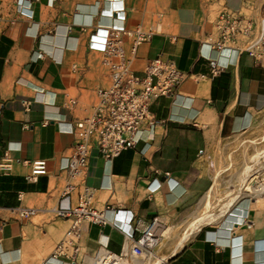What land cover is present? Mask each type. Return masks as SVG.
<instances>
[{"label": "crops", "instance_id": "obj_1", "mask_svg": "<svg viewBox=\"0 0 264 264\" xmlns=\"http://www.w3.org/2000/svg\"><path fill=\"white\" fill-rule=\"evenodd\" d=\"M25 6L29 14L18 11L16 0H0V264H75L53 255L70 225L56 209L79 202V189L63 193L72 128L94 111L97 89L111 83L90 37L112 26L153 30L135 53L133 37H125L135 70L162 56L186 78L173 95L153 102L156 123L142 127L135 146L106 158L92 144L85 174L92 204L110 207L116 224L83 222L77 264H91L102 245L130 249L156 216L165 229L151 264H264V178L256 174L264 170L256 159L264 153V58L203 45L216 33L221 9L258 18L264 0H25ZM206 56L226 66L214 72ZM33 160H45L48 171L29 180L26 161ZM18 206L35 213L20 218L12 211Z\"/></svg>", "mask_w": 264, "mask_h": 264}, {"label": "built area", "instance_id": "obj_2", "mask_svg": "<svg viewBox=\"0 0 264 264\" xmlns=\"http://www.w3.org/2000/svg\"><path fill=\"white\" fill-rule=\"evenodd\" d=\"M16 1L18 11L29 14L30 8L25 6V0ZM214 25L216 33L209 35L203 45L218 51L229 49L247 53L257 61L264 58V14L254 18L238 10L223 8L217 14ZM152 32L141 28L130 30L124 26H112L102 31L96 30L90 37L91 44L97 46L103 54V63L109 69L111 83L97 89L98 102L94 111L78 119L72 128L76 139L66 168L70 180L63 193L70 194L79 189V202L70 208L56 209L58 216L70 220V225L57 243L54 256L77 264L83 249V222L115 223L108 214L110 207L98 209L92 204L94 189L85 180L92 144L95 142L106 158L116 157L124 149L135 146L142 127L156 123L152 112L153 102L160 96L173 95L186 78L174 60L162 56L149 59L140 71L133 68V60L127 55L124 46L125 37H133L131 50L135 53L138 45L148 39ZM206 57L214 72L226 66L211 56ZM71 103L76 104V100ZM26 162L31 164L27 176L29 180H36L48 171L45 160ZM12 211L20 218L35 213L34 208L23 206L15 207ZM164 229V219L156 216L135 239L130 249L114 252L102 245L91 264H134L138 258L150 257L160 244ZM125 232L129 237L133 235V232Z\"/></svg>", "mask_w": 264, "mask_h": 264}, {"label": "rangeland", "instance_id": "obj_3", "mask_svg": "<svg viewBox=\"0 0 264 264\" xmlns=\"http://www.w3.org/2000/svg\"><path fill=\"white\" fill-rule=\"evenodd\" d=\"M256 159L258 160V161H263L264 160V153H260L259 155H257L256 156ZM264 170L263 169H260L259 171H257L256 172V174H261V172H263ZM260 174H259V176H260ZM192 225H194V227H196L197 226V224H196V222L194 223V222H192ZM191 229H193V228H191ZM189 230V229H188ZM170 229H168L166 232H165V237L167 238V237H169L170 236ZM150 258L151 259H153L154 258V256H152V257H147V258H143L142 260H143V262H139V258L136 260V264L138 263V264H151V260H150ZM135 263V262H134Z\"/></svg>", "mask_w": 264, "mask_h": 264}, {"label": "bare ground", "instance_id": "obj_4", "mask_svg": "<svg viewBox=\"0 0 264 264\" xmlns=\"http://www.w3.org/2000/svg\"><path fill=\"white\" fill-rule=\"evenodd\" d=\"M261 176H262V178H264V171H263V173H262V175H261ZM262 190H263V189H262ZM262 190H261V191H262Z\"/></svg>", "mask_w": 264, "mask_h": 264}]
</instances>
